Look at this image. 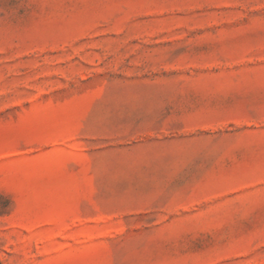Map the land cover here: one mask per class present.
Segmentation results:
<instances>
[{
	"label": "rangeland",
	"instance_id": "rangeland-1",
	"mask_svg": "<svg viewBox=\"0 0 264 264\" xmlns=\"http://www.w3.org/2000/svg\"><path fill=\"white\" fill-rule=\"evenodd\" d=\"M0 264H264V0H0Z\"/></svg>",
	"mask_w": 264,
	"mask_h": 264
}]
</instances>
